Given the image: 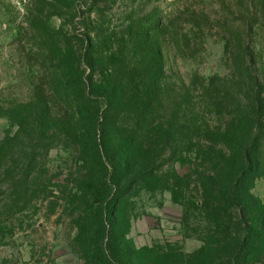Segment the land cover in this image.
<instances>
[{"label": "trees", "instance_id": "1", "mask_svg": "<svg viewBox=\"0 0 264 264\" xmlns=\"http://www.w3.org/2000/svg\"><path fill=\"white\" fill-rule=\"evenodd\" d=\"M59 1L66 30L40 54L52 60L40 66L33 96L6 110L17 130L0 146V169L13 162L15 188L28 195L39 179L36 143L70 145L79 167L74 186L61 189V201L74 217L75 241L87 264H192L181 251L133 246L124 209L129 197L157 187L167 159L188 151L200 162L189 173L200 193L192 204L208 226L198 254L206 264L263 262L264 201L253 189L264 177V77L245 63L258 64L254 45L243 51L238 82L194 75L170 96L164 42L186 15L192 28L177 33V49L182 57L195 56L212 28L204 10L178 0L164 13L155 0L158 13L149 25L133 20L119 32L102 18L118 0ZM246 1L258 30L264 12L255 0ZM86 6L94 18L85 19ZM233 43L227 38V49ZM260 45L264 58V39Z\"/></svg>", "mask_w": 264, "mask_h": 264}, {"label": "rangeland", "instance_id": "2", "mask_svg": "<svg viewBox=\"0 0 264 264\" xmlns=\"http://www.w3.org/2000/svg\"><path fill=\"white\" fill-rule=\"evenodd\" d=\"M161 1L164 13L178 5H173L178 0ZM246 3V0L188 1L189 7L204 10L212 17V28L205 37L201 36L202 49L190 58L180 56L177 49V33H189L190 20L185 15L179 25L171 28L172 34L164 42L170 96L176 94L182 80L194 75L207 79L220 75L238 82L242 78L240 68H244L246 52L243 51L251 44L258 64L249 63L250 59L245 63L264 77L260 45L264 23L258 30L253 28V17ZM158 4L155 0H118L106 6L102 18L119 32L123 24L133 20L149 25L158 13L155 8ZM255 4L262 14L264 0H255ZM89 7H83L85 19L96 15L88 13ZM63 27L66 30L59 0H0V146L10 132L17 130L11 126L6 110L33 96L34 86L41 77L40 66L45 62L51 64L52 60L40 54L54 46L52 36L61 35ZM179 37L181 40L182 35ZM229 37L234 43L227 49ZM196 88L199 90L200 85ZM196 96L200 104L206 103L197 91ZM192 109L193 103L189 105V115ZM36 147L39 179L34 180L28 195L15 188L13 162L5 161L0 169V264H87L75 241L74 217L61 201V189L72 188L77 177L75 149L61 142L50 147L43 141H38ZM180 154L183 155L178 159H167L153 191L140 190L126 200L124 209L130 220L128 238L137 248L173 249L189 255L192 264H206L207 257L198 253L203 249L202 239L208 226L200 212L194 210L192 202L200 200V193L192 182L195 175L189 177L200 162L193 160L188 151ZM173 182L181 187L175 188ZM253 193L264 201V177L255 179Z\"/></svg>", "mask_w": 264, "mask_h": 264}]
</instances>
